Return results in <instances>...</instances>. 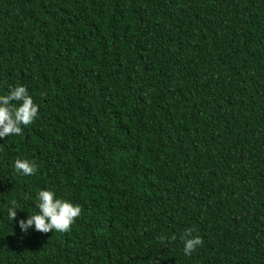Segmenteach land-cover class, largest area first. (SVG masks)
<instances>
[{
  "label": "trees",
  "instance_id": "1",
  "mask_svg": "<svg viewBox=\"0 0 264 264\" xmlns=\"http://www.w3.org/2000/svg\"><path fill=\"white\" fill-rule=\"evenodd\" d=\"M16 86L39 111L0 138V264H264V0H0ZM40 190L81 207L67 232H21Z\"/></svg>",
  "mask_w": 264,
  "mask_h": 264
},
{
  "label": "clouds",
  "instance_id": "2",
  "mask_svg": "<svg viewBox=\"0 0 264 264\" xmlns=\"http://www.w3.org/2000/svg\"><path fill=\"white\" fill-rule=\"evenodd\" d=\"M19 105L17 106V103ZM38 106L28 94L24 86H16L9 90L7 95L0 96V138L10 135H21L22 127H27L36 119ZM14 170L22 176L35 175L37 166L35 162L17 159L14 162ZM37 214L29 215L28 218L18 221L21 232L27 233L34 226L35 231L47 234L50 231L67 232L75 219L81 214V207L72 203L55 198V193L50 190H40L36 194ZM12 207L8 209L10 221L16 218V201L13 200ZM193 229L185 230L181 236L184 243L183 252L186 256L191 255L198 246L203 244L199 236L192 235ZM161 243L165 237L158 238ZM174 239V237H173Z\"/></svg>",
  "mask_w": 264,
  "mask_h": 264
}]
</instances>
